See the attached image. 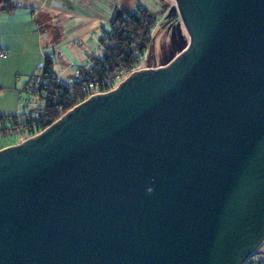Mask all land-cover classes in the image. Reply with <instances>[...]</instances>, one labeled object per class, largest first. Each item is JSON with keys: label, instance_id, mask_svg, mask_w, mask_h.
Listing matches in <instances>:
<instances>
[{"label": "water", "instance_id": "water-1", "mask_svg": "<svg viewBox=\"0 0 264 264\" xmlns=\"http://www.w3.org/2000/svg\"><path fill=\"white\" fill-rule=\"evenodd\" d=\"M172 1L174 58L0 150V264H244L264 242V0Z\"/></svg>", "mask_w": 264, "mask_h": 264}, {"label": "crops", "instance_id": "crops-1", "mask_svg": "<svg viewBox=\"0 0 264 264\" xmlns=\"http://www.w3.org/2000/svg\"><path fill=\"white\" fill-rule=\"evenodd\" d=\"M17 8L0 12V150L11 135L4 131L8 120L30 110V80L40 74L49 57L52 71L60 77L75 69L74 57L88 64L100 55L99 40L108 27L115 6L127 7L124 0H14ZM139 6H142L139 4ZM145 8V7H144ZM147 9V8H146ZM62 70L56 73L54 61ZM74 67V68H73ZM7 132V133H5ZM12 146V145H11ZM264 262V242L253 254Z\"/></svg>", "mask_w": 264, "mask_h": 264}, {"label": "trees", "instance_id": "trees-1", "mask_svg": "<svg viewBox=\"0 0 264 264\" xmlns=\"http://www.w3.org/2000/svg\"><path fill=\"white\" fill-rule=\"evenodd\" d=\"M16 8L14 0H0V12L9 13ZM155 23L156 15L142 6L138 5L133 11L115 6L108 28L99 40L100 55L91 59V66L81 70L78 79L66 85L67 81L59 79L52 71L50 58L46 57L40 74L30 80L32 83L27 88L30 110L9 119L4 131L11 136H23L18 144L81 103L85 98L82 89L88 81L101 79L119 70H130L137 63L138 55L146 51Z\"/></svg>", "mask_w": 264, "mask_h": 264}, {"label": "rangeland", "instance_id": "rangeland-1", "mask_svg": "<svg viewBox=\"0 0 264 264\" xmlns=\"http://www.w3.org/2000/svg\"><path fill=\"white\" fill-rule=\"evenodd\" d=\"M124 1L130 9L135 10L136 7L141 4L142 7H145V9L147 8L152 14L156 15V23L150 31L147 49L138 57V61L135 64L139 70L157 68L167 64L184 46L187 45L188 36L180 22L175 9V4L172 0ZM73 60L75 69L84 68V70H86L91 66V63L88 64L86 62L85 64L78 62L76 57H74ZM59 63V61H54L55 72L58 74L59 70L63 69L60 67ZM75 71L76 70L68 68L60 77L68 79L70 75H74ZM22 138L23 136L21 135L9 136L5 141V144L9 146L15 145Z\"/></svg>", "mask_w": 264, "mask_h": 264}, {"label": "built area", "instance_id": "built-area-1", "mask_svg": "<svg viewBox=\"0 0 264 264\" xmlns=\"http://www.w3.org/2000/svg\"><path fill=\"white\" fill-rule=\"evenodd\" d=\"M100 49V47H99ZM101 51V50H100ZM4 56L3 54H0V57ZM139 57V55H138ZM139 69L136 67V65L132 66L130 70H119L118 72L106 75L102 77L101 79H94L91 81H88L87 84L83 87L82 91L85 96L84 100L88 99L89 97L109 92L110 90L114 89L124 78H126L129 74L132 72L138 71ZM80 75V71H75L73 77L67 81V84H71L73 82V79H78ZM87 80V79H86ZM82 101V102H83ZM31 100L23 102V107L31 106ZM36 115L34 114L33 117ZM62 116V115H61ZM41 132V131H40ZM38 132V133H40ZM36 133V134H38ZM34 134L33 136H35ZM31 136V137H33ZM30 138V137H29ZM244 264H264L263 261L256 260L253 258V254L246 260Z\"/></svg>", "mask_w": 264, "mask_h": 264}, {"label": "clouds", "instance_id": "clouds-1", "mask_svg": "<svg viewBox=\"0 0 264 264\" xmlns=\"http://www.w3.org/2000/svg\"><path fill=\"white\" fill-rule=\"evenodd\" d=\"M149 192H151V189H149Z\"/></svg>", "mask_w": 264, "mask_h": 264}]
</instances>
